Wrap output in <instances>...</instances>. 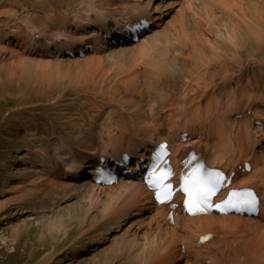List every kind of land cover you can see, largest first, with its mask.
Listing matches in <instances>:
<instances>
[{"label": "rangeland", "instance_id": "obj_1", "mask_svg": "<svg viewBox=\"0 0 264 264\" xmlns=\"http://www.w3.org/2000/svg\"><path fill=\"white\" fill-rule=\"evenodd\" d=\"M194 1L196 8L184 9L186 41L180 38V28L169 27V31L144 42L146 44L140 46L142 49H136L137 52L132 47H123V50L115 51L116 54H110L113 58L105 54L96 57L102 58L97 67L84 61L94 58L89 56L54 58L45 65L19 52L9 54L0 45V264H143L148 259L149 247L142 238L144 234L152 237V229L149 231L147 224L137 242L133 241L131 234L107 233L114 220L103 219L100 205L88 212L89 200L85 189H80V180L74 183L73 178L65 177L60 183L56 182L58 193L49 195L51 182L48 176L29 167L31 158L28 153L50 149L53 156L55 143L71 145L86 135L85 130L93 126L92 122L102 124L104 118L99 114L104 106L125 101L111 95L114 91V94L120 92L121 96L125 95L123 81L127 77L129 79L136 74V90L143 92L144 97L151 93V99L166 97L178 101L188 93L190 82H198L201 87L218 84L217 93L224 104L228 94L236 92L243 96L253 93L252 101L244 106L252 107L255 116L264 119L261 112L264 110V0H228L225 7L215 5L216 0H210L213 4L208 0ZM83 2L0 0V21H3L6 32L15 27L29 35L40 34L38 24H33L37 20L41 24L50 18L58 23L67 16L71 21L70 27H73L74 19L86 20ZM198 7H201V12ZM198 17H201L200 21ZM217 18L220 19L217 21ZM172 20L173 15L166 17L167 24ZM26 22L33 26H26ZM158 36L161 37L159 40ZM127 70L128 73L125 72ZM201 92L199 89L198 94ZM134 99L140 101L138 96ZM148 99L145 98L140 105L142 109L149 107ZM245 100L240 97L236 104ZM256 102L257 108L254 107ZM131 109L125 108L133 117ZM158 111L162 120L164 115L159 108ZM116 112H112L115 117ZM256 130L264 134V129ZM258 133L254 131L255 136ZM257 150L261 151L258 145ZM262 151L264 153V148ZM70 187L79 189V197L64 201ZM228 239L227 247L216 244L214 248L218 253L225 252L223 258L228 264L235 260L238 264H264V255L261 254H255L251 262H243L245 254L241 247L232 244L231 235ZM97 241L99 243L95 244ZM239 249L241 252L236 255ZM257 258L260 262L256 263Z\"/></svg>", "mask_w": 264, "mask_h": 264}, {"label": "bare ground", "instance_id": "obj_2", "mask_svg": "<svg viewBox=\"0 0 264 264\" xmlns=\"http://www.w3.org/2000/svg\"><path fill=\"white\" fill-rule=\"evenodd\" d=\"M127 1L128 3L125 4V0H84L82 6H85L86 9V20L77 21L74 19L73 27H70L71 21L67 16H64L58 23L50 18L41 24V21L37 20L39 23L34 22L33 24H38L40 34L32 33L29 35L27 31L15 27H13L14 30L6 32L3 21H0V45L2 44L9 54L19 52L20 55L35 58L39 63L45 65H48L54 58L68 59L64 57L63 53L73 51L75 53L74 58L94 57H88L89 59H84V61H87L90 66L97 67L101 64L102 58L96 57L104 54L111 57L113 55L110 56L111 53L123 50L125 45L118 41V38L123 35H118L116 31L125 23L133 26L138 24L140 20H147L153 24V28L148 36L143 37L136 44L126 45L124 49L132 47L135 51L147 40L169 31V27L171 29L180 28L182 34L180 38L184 41L187 40L188 33L185 34L187 30L185 31L186 17L184 9L192 10L196 5L194 0H177L175 2L164 0ZM201 1L196 2L200 3ZM208 1L211 2L212 0ZM227 1L216 0V3L215 1L214 3L225 7ZM67 6L69 5L67 4ZM198 8L201 12V7ZM206 9L209 10V8ZM220 9L224 12L222 7ZM204 11L206 10L204 9ZM194 13L195 15L198 14ZM170 15H173V20L167 24L166 17ZM219 19L217 18V21ZM26 24L28 27L33 26L31 22H26ZM58 24L59 26H57ZM36 35L39 40L34 38ZM253 36L255 35L253 34ZM109 38H112L113 43L108 41ZM160 38L158 36V40ZM180 38L179 40H181ZM156 40L154 39V41ZM115 41H118L116 46L114 45ZM259 41L261 42V40ZM168 43L170 42L167 41ZM151 44L147 45L150 46ZM88 48L90 50L87 51ZM140 48L142 49V47ZM237 49L238 47H236ZM241 49L239 48V50ZM81 51L83 52L82 55L78 54ZM124 51L122 52L124 53ZM220 52L222 53V51ZM53 54L55 55L53 56ZM80 61L82 60L80 59ZM125 72L128 73V70ZM127 78L123 81V85L126 86L125 95L121 96L120 92L114 94L113 89L114 93L111 95L113 98L115 96L124 98L125 103L123 102L122 105L121 103L111 102L104 106L99 114V117L104 118L102 124L92 122L93 126L85 130L86 135L80 136L71 145H65L63 142L55 143L53 145V156L50 149L34 152V154L28 153L31 158L29 167H32L33 170L38 169L37 171L46 174L50 179V192L48 194L58 193L56 182L60 183L65 177L73 178L74 183L80 180L82 182L80 189H85L89 200L88 212L100 205L103 219L114 220L112 229L108 227L110 229L107 233L111 232L114 235L131 234L133 241L137 242L143 227L147 224V229L149 228V231L152 229V237L148 234H144V236L141 234L142 238L146 239L143 241L149 247L148 259L144 263L142 260L143 264H181L183 261L182 264H228L226 259L223 258L225 252L218 253V250H214V248L216 244L220 247H227V243L230 242L229 235L232 236V244H239L242 252H244L245 256L242 255L245 258L243 262L244 260L250 261L255 257V254L264 255V153L262 151L264 148V134H259L256 130L264 129V119L257 118L250 106H244L245 103L252 101L251 96H253V93H246L243 96L236 92L228 94L226 95V104H224L217 93L216 87L219 88L218 84H204L201 87L198 82H190L188 93L184 94L178 101L166 97L151 99V93H149V97H144L143 92H140L139 89L136 90V74L132 78ZM197 80L199 81V79ZM199 89L202 91L200 94H198ZM134 96H138L140 101H134ZM247 96L248 98H246ZM240 97H244L246 100L236 104ZM145 98H149L150 105L148 108L144 107L142 109L140 105L143 104ZM119 102L121 101L119 100ZM257 105V102L254 103V107H257ZM126 107L129 110L132 108L131 114H133V117L128 114V110H125ZM158 108L164 115L162 120ZM115 110L117 111L116 117L112 115ZM248 111H251L252 116L247 114ZM258 111L256 110V112ZM261 112L264 115V110ZM237 114L242 115V118L235 119L234 116ZM120 115L122 116L120 117ZM121 120L123 123H119L122 122ZM255 120L260 125L258 128L253 127L252 121ZM254 131L256 134L258 133L257 136H255ZM159 142L168 143L176 174L174 179L176 185L185 174L182 172V163L186 159L192 158L194 165L203 162L210 169H221L227 175L226 180L234 174L229 186L225 187L219 195V200L224 199L231 191L252 188L260 198L259 216L257 218H245L235 215L220 216L211 214L188 217L183 213V199L177 195L172 203L177 205V209L174 211L173 224H169L166 217L171 211L170 205L156 206L151 200V194L145 190L139 180L125 181L107 188H96L86 177L87 169L91 168L92 164L100 158L108 161L125 154H128L132 159L128 167L134 171L140 165L142 159L150 158V153ZM257 144L260 145L261 151L257 150ZM245 165H249V172L245 171ZM88 173L91 174L92 172L89 171ZM24 182L28 183V180H24ZM69 190L70 192L63 198L64 201L79 197V189L70 187ZM206 234H209L210 239L207 242L199 243L198 240ZM98 243L99 241L95 244ZM240 252L239 249L236 255ZM257 262H260V259L257 258ZM229 264L238 263L235 260Z\"/></svg>", "mask_w": 264, "mask_h": 264}, {"label": "snow or ice", "instance_id": "obj_3", "mask_svg": "<svg viewBox=\"0 0 264 264\" xmlns=\"http://www.w3.org/2000/svg\"><path fill=\"white\" fill-rule=\"evenodd\" d=\"M171 173L168 172L166 175H170ZM165 176L157 177V178H150V186L157 187V199H161V194L159 191L160 188V181L164 180ZM187 179V178H186ZM221 183V176L219 173H216L214 176L209 174L207 177H204L203 175L192 181V183L189 185L188 183L185 184L184 188L182 189L186 194L189 196L195 195V204L197 206H203L208 205L210 197L215 193L217 190L218 185ZM164 189H167L170 187L169 185L165 184L163 185ZM165 199L170 195L169 192L165 191L163 193ZM236 193H233L232 196H236ZM163 202V200H161ZM187 203V202H186ZM229 206L236 208L237 210H240L241 208L248 207L253 208L257 204V200L255 197V194L251 191H245L242 194H240V198L233 201L231 198L226 201ZM216 207H219L217 205Z\"/></svg>", "mask_w": 264, "mask_h": 264}]
</instances>
